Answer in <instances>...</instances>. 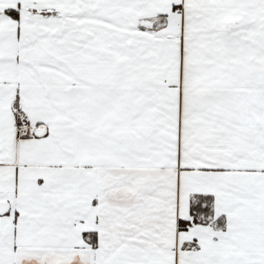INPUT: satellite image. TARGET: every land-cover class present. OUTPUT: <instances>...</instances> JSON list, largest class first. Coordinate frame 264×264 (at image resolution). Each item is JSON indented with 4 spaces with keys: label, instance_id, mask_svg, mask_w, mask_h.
Listing matches in <instances>:
<instances>
[{
    "label": "snow or ice",
    "instance_id": "snow-or-ice-1",
    "mask_svg": "<svg viewBox=\"0 0 264 264\" xmlns=\"http://www.w3.org/2000/svg\"><path fill=\"white\" fill-rule=\"evenodd\" d=\"M0 264H264V0H0Z\"/></svg>",
    "mask_w": 264,
    "mask_h": 264
}]
</instances>
